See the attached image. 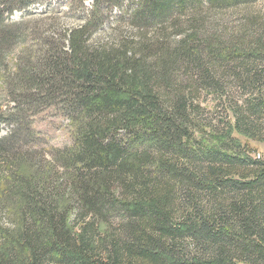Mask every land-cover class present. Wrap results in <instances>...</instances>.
Returning <instances> with one entry per match:
<instances>
[{
	"label": "trees",
	"instance_id": "16d2710c",
	"mask_svg": "<svg viewBox=\"0 0 264 264\" xmlns=\"http://www.w3.org/2000/svg\"><path fill=\"white\" fill-rule=\"evenodd\" d=\"M38 1L0 0V264H264V160L232 136L264 142V0H66L30 65L10 20ZM44 103L72 128L49 159Z\"/></svg>",
	"mask_w": 264,
	"mask_h": 264
},
{
	"label": "rangeland",
	"instance_id": "374dc122",
	"mask_svg": "<svg viewBox=\"0 0 264 264\" xmlns=\"http://www.w3.org/2000/svg\"><path fill=\"white\" fill-rule=\"evenodd\" d=\"M65 1L66 0H42V3L40 4H36L39 3V1L29 4L23 11L14 13L12 20L10 21L18 23L22 20L23 27H20V29L30 31V36L23 42L21 41L20 44L17 45V48L12 49L11 59L20 56L23 59V62L26 59L29 61L28 63L30 65H35V62H37L36 56L40 54L41 50L47 49L44 46V40L46 37L54 35L53 39L56 40L60 35H64L66 31L73 26L74 23L71 20L74 18L70 15L68 2ZM84 4L85 6H89L90 0H86ZM106 27L107 28L104 30L105 33L96 36L95 40L106 41L110 38L117 40L121 34L125 33L122 36L127 35L129 30L128 25H125V22L122 21L113 22ZM14 72L15 74H12L11 78L14 79L17 74L20 76L19 72ZM15 82L19 83V81L14 79L12 84L14 85ZM25 91L33 96L36 89L32 86ZM11 99V97L5 95L3 85L0 84V102L2 103L3 110L13 107V103L10 101ZM214 105L215 103L212 102H207V104L203 103V107L208 109V118L217 123L218 121L223 120L221 119L223 112L219 107ZM37 112L41 113L35 114ZM28 121L30 123V128L35 131L34 137L37 136L32 143L33 149L40 153L42 157L44 156L45 159H49L50 157V155L47 154L50 151V147L63 148L71 143L72 128L68 119L63 118L62 114H60L53 105L47 103L42 104V109H38L34 113L28 114ZM11 129L12 126L10 125H0V138L8 135ZM232 136L241 145H247L253 150L250 154L252 158L264 160V142L252 141L236 132H233Z\"/></svg>",
	"mask_w": 264,
	"mask_h": 264
}]
</instances>
